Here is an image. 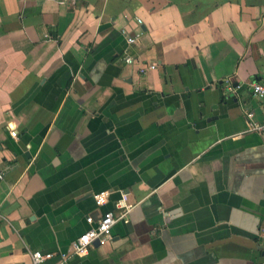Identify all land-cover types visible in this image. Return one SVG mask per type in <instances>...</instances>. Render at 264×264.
<instances>
[{
  "label": "crops",
  "instance_id": "crops-1",
  "mask_svg": "<svg viewBox=\"0 0 264 264\" xmlns=\"http://www.w3.org/2000/svg\"><path fill=\"white\" fill-rule=\"evenodd\" d=\"M262 80L264 0H0V264H264Z\"/></svg>",
  "mask_w": 264,
  "mask_h": 264
},
{
  "label": "built area",
  "instance_id": "built-area-1",
  "mask_svg": "<svg viewBox=\"0 0 264 264\" xmlns=\"http://www.w3.org/2000/svg\"><path fill=\"white\" fill-rule=\"evenodd\" d=\"M141 23L142 20L138 19ZM142 31L138 32L133 36L127 38L129 43H135L141 36ZM125 61L127 63H132L133 58L131 56H126ZM155 64L150 65V69L155 68ZM147 68H141V72H147ZM251 92L255 98H264V80L255 81L251 83ZM249 125L250 129L253 131L264 132V122H258L254 120V114L249 112ZM12 134L16 136V132L13 131ZM0 178H3V172H0ZM111 192L109 190H104L94 195V199L97 205H104ZM120 203L119 205H121ZM129 205H127L128 207ZM130 207L127 208L129 210ZM127 220V212L119 216H116L113 211L104 212L97 220L91 215L87 216L86 221L89 224L88 229L83 232L73 243L71 249L68 252L62 253L61 257L66 260L70 256L85 257L90 252V247L95 243L104 244L112 236V229L118 220ZM53 257L51 252H42L40 250L33 251L32 253V264H40L41 262Z\"/></svg>",
  "mask_w": 264,
  "mask_h": 264
}]
</instances>
